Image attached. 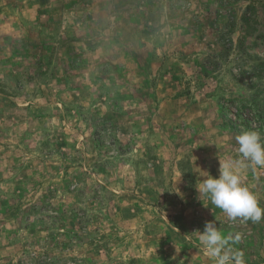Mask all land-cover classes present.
Instances as JSON below:
<instances>
[{
    "label": "rangeland",
    "instance_id": "1",
    "mask_svg": "<svg viewBox=\"0 0 264 264\" xmlns=\"http://www.w3.org/2000/svg\"><path fill=\"white\" fill-rule=\"evenodd\" d=\"M257 94L264 0H0V264H214L208 221L264 264V218L197 190L240 161L264 208L220 121Z\"/></svg>",
    "mask_w": 264,
    "mask_h": 264
},
{
    "label": "clouds",
    "instance_id": "2",
    "mask_svg": "<svg viewBox=\"0 0 264 264\" xmlns=\"http://www.w3.org/2000/svg\"><path fill=\"white\" fill-rule=\"evenodd\" d=\"M238 152L249 166L264 167V144L256 131H244L236 137ZM240 161L219 162L218 177L209 176L197 188L210 198L211 203L223 211L230 219L243 218L245 221L259 222L264 218L262 208L257 198L241 185L238 170ZM199 240L204 250L214 260V264H245L243 253L231 245L241 239L237 233L234 237L225 236L215 221H208L203 231L197 230Z\"/></svg>",
    "mask_w": 264,
    "mask_h": 264
},
{
    "label": "trees",
    "instance_id": "3",
    "mask_svg": "<svg viewBox=\"0 0 264 264\" xmlns=\"http://www.w3.org/2000/svg\"><path fill=\"white\" fill-rule=\"evenodd\" d=\"M229 103V106L227 103L222 104L221 126L238 133L256 131L260 134L261 142H264V96L257 94Z\"/></svg>",
    "mask_w": 264,
    "mask_h": 264
}]
</instances>
